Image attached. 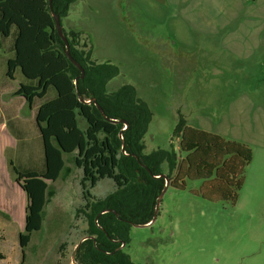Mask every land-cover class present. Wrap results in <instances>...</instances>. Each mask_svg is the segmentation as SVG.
I'll list each match as a JSON object with an SVG mask.
<instances>
[{
  "label": "rangeland",
  "instance_id": "374dc122",
  "mask_svg": "<svg viewBox=\"0 0 264 264\" xmlns=\"http://www.w3.org/2000/svg\"><path fill=\"white\" fill-rule=\"evenodd\" d=\"M61 23L68 39L92 61L119 66V74L107 84L109 92L132 84L148 103L153 117L144 137L146 153L172 145L181 160L185 153L175 133L178 124L252 150L235 204L203 198L201 179H186L185 189L169 186L155 221L130 228L124 250L132 260L136 264H264V0H78ZM13 31L18 32L16 27ZM0 53L2 58L12 56L14 47ZM0 70H8L7 61ZM14 78L7 76L6 82L10 86L29 82L20 69ZM54 94L55 88L49 87L45 98ZM19 113L31 119L32 126L27 140L7 151L12 153L10 159L21 172L44 170L39 128L29 108H19ZM0 136V196L18 202L21 188L3 150L11 143ZM65 158L72 172L64 171L50 181L56 194L48 197L45 225L33 235L24 264H56L55 245L78 201L76 178L82 171L74 154ZM164 169L168 171L167 164ZM114 190V180L104 178L91 192L103 197ZM83 204H78L73 223L80 235L87 231L81 222L87 216L80 210ZM57 215L61 221L51 229ZM12 234L0 241V250H6L11 260L13 245L19 242ZM70 257L71 252L64 264Z\"/></svg>",
  "mask_w": 264,
  "mask_h": 264
},
{
  "label": "trees",
  "instance_id": "16d2710c",
  "mask_svg": "<svg viewBox=\"0 0 264 264\" xmlns=\"http://www.w3.org/2000/svg\"><path fill=\"white\" fill-rule=\"evenodd\" d=\"M76 1L52 0L50 5V0H0V38L8 37L13 27L18 30L15 56L7 61V76L13 78L15 70L20 69L33 82L21 83L14 94L23 96L32 106L36 98L46 96L49 87L57 92L54 99L40 105L36 115L45 172H21L10 160L15 181L27 196L26 224L19 235L23 254L20 264H24L32 234L42 227L44 207L48 195L53 194L48 181L59 178L65 167L64 155L74 152L75 165L83 171L80 184L84 204L80 210L87 215L90 236L78 246L76 262L136 264L124 250L130 228L153 219L166 178H170L169 186L178 189L186 188V179H201L199 194L203 198L235 204L244 183V169L253 154L244 144L181 124L175 130L180 150L185 153L181 160L172 145L146 153L144 137L153 112L132 84L107 90L108 82L119 74V66L92 61L69 38L71 54L83 66V75L65 53L53 13L62 19ZM125 122L128 126L123 129ZM104 178L114 180L115 190L96 198L91 190ZM67 245L66 241L60 245L61 257L66 256ZM4 257L0 252V259Z\"/></svg>",
  "mask_w": 264,
  "mask_h": 264
},
{
  "label": "crops",
  "instance_id": "0c3cea01",
  "mask_svg": "<svg viewBox=\"0 0 264 264\" xmlns=\"http://www.w3.org/2000/svg\"><path fill=\"white\" fill-rule=\"evenodd\" d=\"M16 37H17V33H15L13 31V28H12L11 34L8 37L0 38V52L5 51V49L12 51ZM14 56H15V54L12 56H9V57H6V55L4 56V58L0 57V68L2 66V63H4L5 61H8V59L13 58ZM16 71L17 70H15V72H14V77H15ZM5 75H6V77H5ZM14 77L12 79H15ZM6 78H7V71L0 70V95L3 96V99L0 100V134L5 135L4 139H5L6 143H11L8 145L5 144L4 148H3L4 154L7 157L8 162L10 164V160H12V159H10L12 153L8 154L7 151L12 149V148H17L19 146L20 142L27 140V138H28L27 129L32 126V120L31 119L28 120L25 115L23 116L22 114H20L19 108H21V110L29 108L31 110V113H32L31 118L33 117L35 119V122H36V115H37V111H38L40 105L42 103L48 101V100L54 99L57 95V92L55 90L54 96H52L49 99H46L45 98L46 96L44 98H36L33 102V105L30 106L23 96L15 95L14 93L17 91V89L19 88L21 83H33V82H25L24 81V82H20V84L18 86H10L6 82V80H7ZM47 93H48V91H47ZM36 126L38 128L37 122H36ZM81 126L84 127V124L82 123ZM35 134H36V131H34V135ZM40 135H41V133H40ZM72 154H74V158H75L76 152H74ZM65 155H68V154H65ZM65 155H64L65 167L63 168L59 178L64 173V171H65V173L66 172L67 173L72 172V169L69 170L66 167ZM45 170H46V168L44 170H40L38 172L44 173ZM82 172L83 171H81V173L76 178L78 181V188L76 191V196L78 197V201L76 202L75 208H73V210H72L73 212L71 213L70 218L66 220L64 236H62V239L55 245V251L57 253L56 264L58 261H60L61 264H64L65 260L67 259V255L69 252H71V257H70V260L66 261V262L68 264H79L75 260L76 250H77L78 246L86 239V237L89 236V234H88L89 224H88L87 216L86 217L84 216L85 218L81 219V222L83 221V224H86L85 229L87 231L84 234H81V235L78 234L77 229H76V225H73V223L76 219V215H75L76 214V212H75L76 208L78 207V204L84 203V199H83V195H82V188H81V184H80V180L83 176ZM48 183H49V189H50L51 183H50V181H48ZM18 186L21 188V191H20L21 200L20 201L15 202L13 199L8 198L5 195V193H3L5 196H3V197L0 196V236H2L0 241L4 240L5 236H7L9 233H13L12 234L13 236H18V238H19L20 233L25 228L27 196H26L25 191L22 189V187L19 184H18ZM67 187H68V185H65L64 190H66ZM49 191L51 192L52 188ZM3 192H4V190H3ZM51 193H53V194H51V196L56 194L54 191ZM51 196H50V194L48 195V197H51ZM94 196L96 198L105 197V196L99 197L96 195H94ZM48 202H49V198H47V202H46L45 207H44L43 222H45L44 217H45L46 212H47L46 208H47ZM77 218L80 219V217H77ZM60 221H61L60 216H58V215L55 216V218L52 220V222L50 224L51 229L56 228L57 225H59ZM43 222H42V227H44V225H45V223H43ZM42 227H41V229H42ZM85 229L83 231H85ZM40 230L35 231L32 234V237L34 234H36ZM72 236L77 237V238H75V240L72 241V240H70V237H72ZM32 237H31L30 242L32 241ZM65 241L68 242L67 248L65 249L66 256L61 257L59 249H60V245ZM30 242H29L28 246L30 245ZM28 246H27V248H28ZM13 247H14L13 251L15 254H14V257L12 260L9 258V255H8L6 250H0V252H2L5 256L4 258L0 259V264H20L21 263V261L23 259V254H22V248L20 246V242H18V246L16 244H14ZM16 247L18 248L17 252H16ZM27 248H26V250H27ZM25 259H26V255H25ZM24 262H25V260H24ZM33 263L31 262L30 264H33Z\"/></svg>",
  "mask_w": 264,
  "mask_h": 264
},
{
  "label": "water",
  "instance_id": "95a60500",
  "mask_svg": "<svg viewBox=\"0 0 264 264\" xmlns=\"http://www.w3.org/2000/svg\"><path fill=\"white\" fill-rule=\"evenodd\" d=\"M51 2L52 0H50V5H51ZM54 15V18H55V24H56V28H57V31L60 35V37L62 38V40L64 41V50H65V53L67 55V57L71 60V62L76 65L78 68H80L82 70V73L84 75V68L83 66L72 56L71 54V47H70V42H69V39H68V36L65 34L64 32V27L61 23V18H60V15L57 14V13H53ZM81 100H83V98H80ZM91 100H87V102H90ZM94 102L95 104L97 105L98 109L101 111V113L103 115L104 114V110L103 108L101 107V105L94 99ZM126 124V127L128 126V124L125 122ZM169 182H170V178H166V184H165V187L164 189L162 190V192L160 193L159 197H158V200H157V205H156V208H155V214H154V217L153 219L148 223V224H151L155 221L156 217H157V213H158V210H159V205H160V202H161V199L163 197V194L165 193V191L168 189L169 187ZM105 211H110L109 209H106ZM103 211V212H105ZM114 211L115 213H117L115 210H112ZM147 225V224H145ZM90 236H87L86 238H88ZM124 245V243H123Z\"/></svg>",
  "mask_w": 264,
  "mask_h": 264
},
{
  "label": "built area",
  "instance_id": "2783aa9c",
  "mask_svg": "<svg viewBox=\"0 0 264 264\" xmlns=\"http://www.w3.org/2000/svg\"><path fill=\"white\" fill-rule=\"evenodd\" d=\"M126 128V124H124V127H123V129H125ZM124 152H126L125 150H123ZM122 246H124L123 244H122Z\"/></svg>",
  "mask_w": 264,
  "mask_h": 264
}]
</instances>
